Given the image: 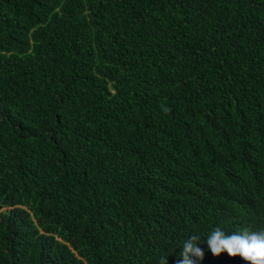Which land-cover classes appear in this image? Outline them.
<instances>
[{
    "label": "trees",
    "instance_id": "obj_1",
    "mask_svg": "<svg viewBox=\"0 0 264 264\" xmlns=\"http://www.w3.org/2000/svg\"><path fill=\"white\" fill-rule=\"evenodd\" d=\"M216 226L264 231V0H0V264H177Z\"/></svg>",
    "mask_w": 264,
    "mask_h": 264
},
{
    "label": "clouds",
    "instance_id": "obj_2",
    "mask_svg": "<svg viewBox=\"0 0 264 264\" xmlns=\"http://www.w3.org/2000/svg\"><path fill=\"white\" fill-rule=\"evenodd\" d=\"M205 242L207 250L214 256L227 252L230 257L240 256L250 264H264V231L245 229L228 233L220 226L204 236L193 233L184 239L179 247L182 251L178 254L177 264H199L203 261L205 249L200 245ZM159 264H169L168 256H161Z\"/></svg>",
    "mask_w": 264,
    "mask_h": 264
}]
</instances>
